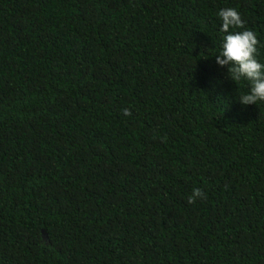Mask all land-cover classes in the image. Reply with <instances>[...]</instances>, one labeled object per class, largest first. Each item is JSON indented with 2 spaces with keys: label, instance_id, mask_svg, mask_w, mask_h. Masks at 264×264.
<instances>
[{
  "label": "trees",
  "instance_id": "trees-1",
  "mask_svg": "<svg viewBox=\"0 0 264 264\" xmlns=\"http://www.w3.org/2000/svg\"><path fill=\"white\" fill-rule=\"evenodd\" d=\"M0 264H264V0H0Z\"/></svg>",
  "mask_w": 264,
  "mask_h": 264
}]
</instances>
